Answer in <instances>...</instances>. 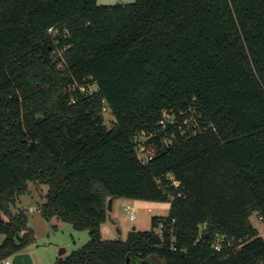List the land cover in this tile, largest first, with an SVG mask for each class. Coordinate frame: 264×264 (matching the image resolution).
Segmentation results:
<instances>
[{
  "label": "trees",
  "instance_id": "1",
  "mask_svg": "<svg viewBox=\"0 0 264 264\" xmlns=\"http://www.w3.org/2000/svg\"><path fill=\"white\" fill-rule=\"evenodd\" d=\"M190 108L202 132L155 136L142 166L134 135ZM30 183L43 220L89 235L54 264H264V0H0V263L34 240L11 211ZM108 199L170 207L103 240Z\"/></svg>",
  "mask_w": 264,
  "mask_h": 264
},
{
  "label": "rangeland",
  "instance_id": "2",
  "mask_svg": "<svg viewBox=\"0 0 264 264\" xmlns=\"http://www.w3.org/2000/svg\"><path fill=\"white\" fill-rule=\"evenodd\" d=\"M135 0H97L98 5H115V4H130ZM103 118L105 125L112 127L113 117L106 109L103 112ZM47 187L40 185L29 184L28 191L25 195L19 197L14 208L17 207L18 211L25 209L22 206L39 207L44 200ZM22 203V205H21ZM24 203V204H23ZM125 204H129L121 199L115 200L113 203V209L111 213V220L115 224L107 220L100 226V232L103 240L106 238L109 240H121L126 239L127 234L135 228L136 231L146 232L151 229V219L153 217H166L169 211V203H153L138 201L136 203L129 204L134 209V220L130 221L128 214L124 210ZM37 207V210H38ZM12 208V213L13 209ZM30 211L25 209L28 217V227L33 232L34 240L27 246L26 253L31 257L33 264H53L59 257H65L72 251L81 248L89 240L87 231H76L69 224L60 222L57 219H52L47 222L42 219L39 211ZM250 223L257 229L259 235L264 238V224L260 222L258 216L253 214L250 217ZM158 230H156L157 232ZM3 240V236L0 235V243ZM61 249L65 250V253L59 255ZM12 258V257H11ZM128 264H160L152 259L131 260Z\"/></svg>",
  "mask_w": 264,
  "mask_h": 264
},
{
  "label": "built area",
  "instance_id": "3",
  "mask_svg": "<svg viewBox=\"0 0 264 264\" xmlns=\"http://www.w3.org/2000/svg\"><path fill=\"white\" fill-rule=\"evenodd\" d=\"M50 33H52V29L49 30ZM81 91H84V88H80ZM87 90L89 93H92L94 91V86H88ZM106 109L103 108V112H105ZM201 116L197 113V111L194 108H190L188 111L179 112L176 114V112L172 110H163L160 115V119L158 121V127L159 130L157 133H147V132H139L136 133L133 137V148L135 151V155L137 157V160L142 166H146L149 161L152 160L154 155V150L152 145L149 144V142L157 135H162L165 133L168 129H176V131L181 135L185 137H194L202 132L201 127ZM175 137V132H171L170 137L164 138V141H172ZM170 180L172 181L173 185L177 187L179 185V182L175 180L173 176H170ZM124 210L128 214V218L130 221L134 220V209L130 207L129 205L124 206ZM259 221L262 222L261 218L258 217ZM205 230V225H201L199 227L198 232V238H200L201 234ZM225 245L226 247L232 248L234 251L239 250L242 246L241 240L238 241V244L235 246V239L234 237L227 238L224 236H216L213 241V249L215 251H220ZM3 264H13L11 261V258L5 260L2 262Z\"/></svg>",
  "mask_w": 264,
  "mask_h": 264
},
{
  "label": "water",
  "instance_id": "4",
  "mask_svg": "<svg viewBox=\"0 0 264 264\" xmlns=\"http://www.w3.org/2000/svg\"><path fill=\"white\" fill-rule=\"evenodd\" d=\"M112 211V199H108L107 201V216L106 219L110 220L111 223L115 224V222L113 220H111L110 217V213ZM135 228L132 229V231H134ZM63 253H65L64 249H61L59 252V255H62ZM11 261L13 264H33L31 257L28 253H18L12 256ZM3 264V263H0Z\"/></svg>",
  "mask_w": 264,
  "mask_h": 264
},
{
  "label": "crops",
  "instance_id": "5",
  "mask_svg": "<svg viewBox=\"0 0 264 264\" xmlns=\"http://www.w3.org/2000/svg\"><path fill=\"white\" fill-rule=\"evenodd\" d=\"M47 192V191H46ZM121 200H123V201H126V202H128L129 204H133V203H136V202H138V201H133V200H126V199H121ZM113 203L114 202H112V209H113ZM24 204V203H23ZM128 204V205H129ZM21 205H22V203H21ZM127 205V204H126ZM20 206V205H19ZM19 206H16V208H14L13 210V213H16V212H18V210H16V209H18L17 207H19ZM22 207H24L26 210L28 209L29 211L28 212H30V211H35V210H37V207H38V205H37V207H33V206H28V207H25V206H22ZM25 209H23L24 211H25ZM12 211V210H11ZM38 211V210H37ZM111 213H112V211H111ZM111 213H110V217H111ZM105 240H109V239H105ZM56 261V260H55ZM55 263V262H54ZM53 263V264H54Z\"/></svg>",
  "mask_w": 264,
  "mask_h": 264
}]
</instances>
